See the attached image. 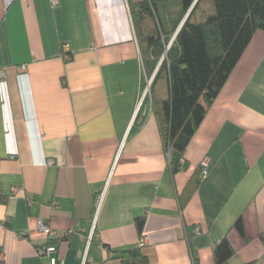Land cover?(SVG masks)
<instances>
[{"label":"crops","instance_id":"crops-1","mask_svg":"<svg viewBox=\"0 0 264 264\" xmlns=\"http://www.w3.org/2000/svg\"><path fill=\"white\" fill-rule=\"evenodd\" d=\"M1 73L0 264H49L47 245L61 264H120L135 248L146 264H214L224 237L228 264H264V31L174 176L151 114L130 135L143 71L126 0H0Z\"/></svg>","mask_w":264,"mask_h":264},{"label":"trees","instance_id":"trees-1","mask_svg":"<svg viewBox=\"0 0 264 264\" xmlns=\"http://www.w3.org/2000/svg\"><path fill=\"white\" fill-rule=\"evenodd\" d=\"M126 3L141 56L142 91L151 79L149 95L137 112L130 135L138 132L151 114L167 155L169 172L174 176L187 168L185 150L253 35L264 31V0ZM179 207L184 208L181 199ZM144 221L135 220L139 236ZM233 228L244 237L240 219ZM260 240L264 242L263 234ZM212 254L214 264H228L234 250L224 237L215 244ZM119 260L120 264L147 263L140 248L121 252Z\"/></svg>","mask_w":264,"mask_h":264},{"label":"built area","instance_id":"built-area-1","mask_svg":"<svg viewBox=\"0 0 264 264\" xmlns=\"http://www.w3.org/2000/svg\"><path fill=\"white\" fill-rule=\"evenodd\" d=\"M15 0H3V3H4V6L5 8H8L11 6V4L14 2ZM142 71H143V68H142ZM0 77L3 78L4 75L3 73L0 74ZM150 83H151V79L147 80L146 81V85L142 91V94H141V97L138 101V107L137 109L139 110L144 98L149 95V87H150ZM200 168H201V173H202V176L205 175L210 167V161L208 158H205L204 160H202V162L200 163ZM13 193H16L18 192L19 190L17 188H12L11 190ZM101 199L102 197H100L97 201V207L99 206L100 202H101ZM36 231L37 232H40V233H43L45 234L46 236L51 237L53 236V232L52 230L50 229V227L43 221H39L37 223V228H36ZM37 254L39 256H42V257H48L49 258V264H61V262L57 259L56 257V249L54 246H51V245H47V246H44V247H40L37 249Z\"/></svg>","mask_w":264,"mask_h":264}]
</instances>
